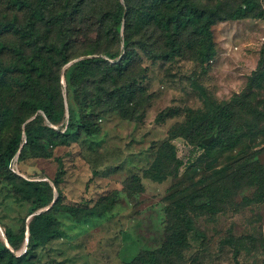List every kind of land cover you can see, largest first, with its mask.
Here are the masks:
<instances>
[{
  "label": "rangeland",
  "instance_id": "374dc122",
  "mask_svg": "<svg viewBox=\"0 0 264 264\" xmlns=\"http://www.w3.org/2000/svg\"><path fill=\"white\" fill-rule=\"evenodd\" d=\"M197 1L211 7L219 4L225 13L244 3ZM126 4V0L80 2L69 17L70 26L76 43L91 53L78 59L106 56L93 52L117 50L119 39L120 49H124ZM121 7L124 13L118 29L112 12ZM151 35L149 42L157 37ZM194 40L201 43L197 32H185L174 59L153 58L136 46L141 62L136 82L151 95L143 120L124 119L113 113L101 120V130L93 135L75 131L67 143L27 147L21 157L20 152L14 157L9 168L24 179L47 182L55 198L59 193L54 179L61 178L62 202L88 208L101 203L107 209L81 219L58 214L61 233L37 249L36 264H137L135 259L141 251L163 245L169 225L176 221L175 212L167 211L175 209L176 198L171 194L179 198L200 189L204 180L220 177L218 171L224 168L228 169L225 201L214 213L188 212L203 236L191 234L190 244L183 250L184 259L173 255L168 264L264 262V201L257 198L260 186L252 180L254 167L247 173L237 172L244 159L235 162L232 157L239 148L214 157L199 145L197 135L206 128L200 116L210 114L217 106L237 109L244 129L255 126L258 130L261 124L252 120L251 113L264 108V0H254L247 16L212 24L214 53L210 59L201 61L192 56ZM68 66L61 72L62 91L68 108L73 107L77 115L78 107L64 78ZM250 94L255 100L248 98ZM238 100L240 108L236 106ZM162 110H171L172 114L158 120ZM38 113L49 122L43 111ZM66 115L63 130L68 126ZM217 130L208 136L206 133L204 140L210 138L211 143ZM11 135L12 126L0 125V143ZM23 138L25 143L26 136ZM252 150L260 151L257 157L264 169V136L248 153ZM32 208L31 201L18 197L7 170L0 166V241H6L5 226H28L32 215L48 206L35 211ZM231 236L238 238V255L234 246L224 242ZM24 247L16 252L21 253Z\"/></svg>",
  "mask_w": 264,
  "mask_h": 264
},
{
  "label": "trees",
  "instance_id": "16d2710c",
  "mask_svg": "<svg viewBox=\"0 0 264 264\" xmlns=\"http://www.w3.org/2000/svg\"><path fill=\"white\" fill-rule=\"evenodd\" d=\"M80 2L82 0H0V125L12 126V135L5 143H0V166L7 170L18 197L32 202V211L48 206L33 214L28 226L24 224L19 229L5 226L6 241H0V264H36L37 249L61 233L58 214L68 213L81 219L107 210L101 203L88 208L62 202L59 177L54 179L59 193L55 198L47 182L18 176L9 168L17 153L20 152L21 157L27 147L67 143L75 131L93 135L101 130V120L113 113L124 119L143 120L151 105V95L136 82L141 69L136 46L153 58L174 59L180 52L183 35L192 30L201 39V43L192 42V56L206 61L214 53L212 24L220 19L247 16L254 6V0H244L234 11L225 13L219 4L211 7L197 0H126L124 49H120L119 39V49L95 51L93 53L106 56L80 58L64 71L68 93L71 92L78 107L76 115L64 100L61 72L73 59L91 53L76 43L70 26L69 17ZM112 13L120 29L124 7ZM151 33L157 37L149 42ZM248 98L255 100L252 94ZM255 103L258 105L259 101ZM236 106H242L240 100ZM40 110L49 122L38 113ZM36 113L34 119L28 120ZM66 113L68 126L63 130ZM171 114V110H162L157 119L163 120ZM251 114L252 120L261 123L258 130H254L255 126L244 129L237 109L217 106L210 114L200 116L206 128L197 135L199 145L214 157L239 148L232 159L244 160L236 170L247 173L254 167L252 180H257L260 186L257 198L264 201V169L257 157L260 151L248 153L252 144L264 136V108H257ZM216 127V139L206 142L204 135L208 136ZM227 171V168L218 171L222 173L220 177L210 182L204 180L200 189L182 197L177 198L172 193L171 197L176 198L175 209L167 211L175 212L176 221L169 225L163 245L141 251L135 263L168 264L173 255L183 260V250L190 244L189 236H203L188 212L219 210V204L225 201ZM27 238L26 249L18 254L16 251L25 246ZM224 242L234 246L238 255V238L231 236Z\"/></svg>",
  "mask_w": 264,
  "mask_h": 264
},
{
  "label": "water",
  "instance_id": "95a60500",
  "mask_svg": "<svg viewBox=\"0 0 264 264\" xmlns=\"http://www.w3.org/2000/svg\"><path fill=\"white\" fill-rule=\"evenodd\" d=\"M76 60H78V58H77V59H74V60H72V61H70V62L68 63V65H70L72 62H74V61H76ZM205 141H206V142H209V141H210V138H209V139H206ZM0 229H1V227H0ZM27 242H28V238H27V241H26V243H25V247H24L23 251L26 249Z\"/></svg>",
  "mask_w": 264,
  "mask_h": 264
}]
</instances>
